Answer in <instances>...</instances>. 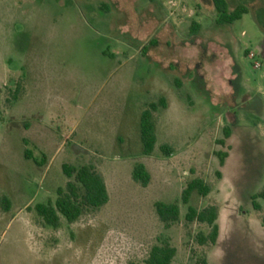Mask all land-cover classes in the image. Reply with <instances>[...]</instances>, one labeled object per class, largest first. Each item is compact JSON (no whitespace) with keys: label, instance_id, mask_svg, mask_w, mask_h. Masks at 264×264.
Wrapping results in <instances>:
<instances>
[{"label":"rangeland","instance_id":"rangeland-1","mask_svg":"<svg viewBox=\"0 0 264 264\" xmlns=\"http://www.w3.org/2000/svg\"><path fill=\"white\" fill-rule=\"evenodd\" d=\"M226 1L247 10L230 25L210 0H0V264H146L164 238L171 264H264L263 201L250 200L264 184V0ZM160 97L145 156L140 114ZM64 163L93 165L109 199L53 228L34 207L55 201ZM196 177L210 192L164 228L154 202ZM189 205L217 206L215 244H197L209 228L185 221Z\"/></svg>","mask_w":264,"mask_h":264},{"label":"trees","instance_id":"trees-1","mask_svg":"<svg viewBox=\"0 0 264 264\" xmlns=\"http://www.w3.org/2000/svg\"><path fill=\"white\" fill-rule=\"evenodd\" d=\"M216 11V25H230L234 21L239 20L244 13L247 12L243 6H236L233 10L228 9L226 0H210ZM200 25L192 22L189 28V34L195 35L199 30ZM166 102L163 97H160L156 102L148 104L140 114L139 118V136L141 142V152L143 155H150L153 152L156 143V112L159 108H165ZM230 130L228 127L223 129V137L228 138ZM223 143V140L220 141ZM165 154L172 152V146L164 143L160 147ZM219 155V164L223 165L226 153L221 152ZM27 159L31 158L30 152L25 150ZM44 160V159H43ZM42 160V161H43ZM37 162V161H36ZM63 175L67 178L63 187H58L56 190V199L54 202L48 200L47 203H38L34 209L38 217L42 219L44 224L53 228H57L60 224V218L63 217L67 223L75 222L81 215L90 209L102 207L108 202L109 196L104 178L93 165L82 164L79 167L64 163L61 166ZM132 179L145 187L148 185L150 175L142 163H136L131 172ZM211 188L202 178L196 177L189 181L181 190L180 199L173 202H154V210L164 228H169L179 219L180 207L179 202L187 205L192 194L195 192L199 196L205 197ZM256 199L263 201L264 208V184L262 189L252 194L250 197L251 207L253 210H260L261 206L256 202ZM0 203L5 210L9 209V199L5 196L0 198ZM184 219L186 222H196L205 224L209 231L208 233L198 232L195 236L197 244L213 245L216 243L219 235L218 208L216 205H208L201 209L189 205L185 213ZM176 253L169 241L164 238L158 244L153 245L145 260L146 264H171ZM193 264H210L204 255H198L194 258Z\"/></svg>","mask_w":264,"mask_h":264},{"label":"built area","instance_id":"built-area-1","mask_svg":"<svg viewBox=\"0 0 264 264\" xmlns=\"http://www.w3.org/2000/svg\"><path fill=\"white\" fill-rule=\"evenodd\" d=\"M249 57H250V58H253V57H254V53H253V52L249 53ZM258 66H259L258 63H255V64H254V67H258Z\"/></svg>","mask_w":264,"mask_h":264}]
</instances>
